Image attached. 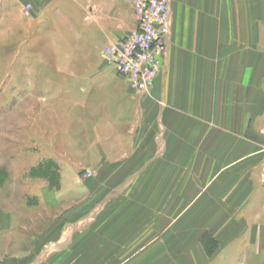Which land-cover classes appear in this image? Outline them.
I'll use <instances>...</instances> for the list:
<instances>
[{
  "label": "crops",
  "instance_id": "obj_1",
  "mask_svg": "<svg viewBox=\"0 0 264 264\" xmlns=\"http://www.w3.org/2000/svg\"><path fill=\"white\" fill-rule=\"evenodd\" d=\"M171 12L172 43L143 100L147 110L140 112L138 103L130 110L131 100L129 110L115 112L97 171L86 152L78 153L74 164L58 162L62 185L51 189L44 178H26L0 160V169L9 165L12 173L0 189V264H107L108 247L117 242L102 233L92 239L91 226L59 222L107 183L127 182L116 174L126 159L136 168L130 182L148 175L134 195L147 194V212L178 216L157 225L186 226L173 243L165 229L158 249L150 250L156 239L150 242L146 225V235L129 240V262L264 264V0H172ZM33 25L36 35L57 42L79 41L83 32L90 48L98 38L105 45L133 30L135 20L128 0H0V38L7 42L0 58L12 32L22 39ZM111 69L121 84L105 93L117 106L128 86ZM88 93L94 95L92 87ZM141 119L146 137L138 131ZM82 168L93 175L83 179ZM123 189L107 193L118 198ZM169 246L178 247L177 260L168 257Z\"/></svg>",
  "mask_w": 264,
  "mask_h": 264
},
{
  "label": "rangeland",
  "instance_id": "obj_2",
  "mask_svg": "<svg viewBox=\"0 0 264 264\" xmlns=\"http://www.w3.org/2000/svg\"><path fill=\"white\" fill-rule=\"evenodd\" d=\"M29 29L23 37L26 42L23 38L15 37V34L19 35L18 33L12 32V39L7 44L9 47L5 48L2 52L3 58H0V160H8L10 165L17 167L14 168L20 174L25 172L26 178L42 177L51 189H60L62 185L60 161L65 160L64 162L74 164L78 153L86 152L91 162L96 165L93 167L97 171L99 166L96 162L99 156L103 157V153L105 155L107 152L103 148L105 138L112 137L106 136L107 127L118 121L115 112L120 108L129 110L131 100L134 104L130 110H135V104L138 103V110L144 112L147 106L143 104V100L150 91L145 95H136L125 87L128 96L116 106L110 102L105 91L108 92L107 90L121 83L101 53L106 45L101 44V39L98 38L88 48L86 45L92 40L83 38V32L79 34L82 36L79 41L65 38L57 42L49 37L36 35L35 25ZM71 41L74 46L71 45ZM6 43V40L0 38V49ZM56 44H59L60 50ZM64 79L70 82L69 86L60 84ZM90 80L94 81L88 84ZM103 81L107 84L105 89L102 88ZM91 87L94 95L89 97L88 91ZM140 122L138 131L146 137L147 124H143L142 119ZM148 135L150 138V134ZM147 144L146 142L144 146ZM18 161L21 163L18 164ZM36 163L37 166H34ZM131 163L132 159H126L121 172L116 173L115 167L109 168L108 171V175L122 173V176L128 177L127 182L107 183V188L100 194L95 192L85 206L68 214L64 211L60 217L59 226H72L71 222L75 221L80 226H91L89 236L91 235L92 239H97L102 233L108 240L117 242L118 245L112 244L110 250L108 247L107 264H137L129 262L131 258L128 256L129 240L146 235L147 226L150 228V242L156 239L150 250L158 249L157 244L164 236L162 234L165 229L166 233L170 234V237L168 235L167 237L173 243L175 241L173 238H178L186 228L177 225H157L158 222L162 225L164 222L172 223L178 216H169L167 219L165 216H153L151 212L150 214L147 212L149 201L147 194L138 197L134 195L136 188L146 186L142 181L146 180L148 175L145 174L139 183L130 182L129 177L136 170ZM8 167L9 165L0 169V189L9 178V174L12 175L7 170ZM80 175L85 179L93 174L82 168ZM115 186L124 188V193L118 198L115 195L116 189L107 193ZM100 212L102 214L99 216ZM127 226L136 229L130 233L125 231ZM168 249V257L177 260L178 247L169 246ZM121 258L124 259L120 261Z\"/></svg>",
  "mask_w": 264,
  "mask_h": 264
},
{
  "label": "built area",
  "instance_id": "obj_3",
  "mask_svg": "<svg viewBox=\"0 0 264 264\" xmlns=\"http://www.w3.org/2000/svg\"><path fill=\"white\" fill-rule=\"evenodd\" d=\"M135 27L113 37L102 49L104 59L129 90L145 95L161 74L172 43V0H128ZM31 5L27 6V11Z\"/></svg>",
  "mask_w": 264,
  "mask_h": 264
}]
</instances>
